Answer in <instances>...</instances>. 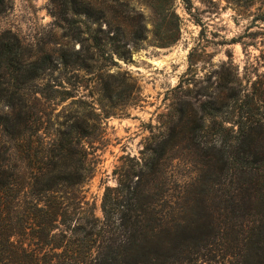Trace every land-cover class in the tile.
<instances>
[{
  "label": "trees",
  "instance_id": "1",
  "mask_svg": "<svg viewBox=\"0 0 264 264\" xmlns=\"http://www.w3.org/2000/svg\"><path fill=\"white\" fill-rule=\"evenodd\" d=\"M61 1L82 20L87 59L110 58L104 31L91 29L106 12L93 0ZM23 65L19 45L0 41V264H264V76L243 92L220 87L191 127L176 132L181 118L127 158L98 218L84 195L95 125L81 108L60 121L68 91ZM177 138L193 147V176L178 179Z\"/></svg>",
  "mask_w": 264,
  "mask_h": 264
},
{
  "label": "rangeland",
  "instance_id": "2",
  "mask_svg": "<svg viewBox=\"0 0 264 264\" xmlns=\"http://www.w3.org/2000/svg\"><path fill=\"white\" fill-rule=\"evenodd\" d=\"M93 1L95 13L105 11L107 21L91 29L104 31L98 35L111 44L110 58L87 59L82 20L65 13L61 0H5L0 41L19 45L25 70L43 68L42 85L54 82L68 91L56 110L60 121L81 108L95 125L99 141L88 149L95 168L84 195L100 218L104 188L116 184L114 172L127 158H138L181 118L176 132L182 123L191 127L199 105L220 87L243 92L264 76V0H190L188 9L181 0ZM177 142L178 179L193 176L200 166L193 147Z\"/></svg>",
  "mask_w": 264,
  "mask_h": 264
}]
</instances>
